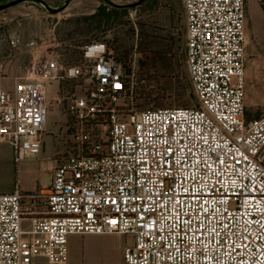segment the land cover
I'll list each match as a JSON object with an SVG mask.
<instances>
[{"label":"built area","instance_id":"built-area-1","mask_svg":"<svg viewBox=\"0 0 264 264\" xmlns=\"http://www.w3.org/2000/svg\"><path fill=\"white\" fill-rule=\"evenodd\" d=\"M194 106L124 107L130 75L106 41L79 63L50 50L0 88V142L43 151L51 81L69 146L46 187L0 192V264H68L71 234H129L126 264H264V113L246 118L247 0H180ZM63 99V100H64Z\"/></svg>","mask_w":264,"mask_h":264},{"label":"rangeland","instance_id":"rangeland-1","mask_svg":"<svg viewBox=\"0 0 264 264\" xmlns=\"http://www.w3.org/2000/svg\"><path fill=\"white\" fill-rule=\"evenodd\" d=\"M12 0H0L6 4ZM23 0L0 10V88L12 89L29 65L50 50L68 63H79L81 48L106 41L130 75L132 91L124 107L137 110L194 106L196 98L186 63V23L180 0ZM262 7V8H261ZM246 118L264 113V0L246 9ZM77 82L51 81L43 151L37 158L14 161L10 143L0 142V192L46 187L53 173L46 163L71 141L68 91ZM64 99V100H63ZM68 264H126L129 234L91 233L68 237ZM35 264H50L40 257Z\"/></svg>","mask_w":264,"mask_h":264},{"label":"water","instance_id":"water-1","mask_svg":"<svg viewBox=\"0 0 264 264\" xmlns=\"http://www.w3.org/2000/svg\"><path fill=\"white\" fill-rule=\"evenodd\" d=\"M21 1H23V0H12V1L6 3V4H0V10L5 9V8H7V7H9V6L15 5V4H17V3L21 2ZM36 1H41V2L44 3L46 6H48L44 0H36ZM143 1H144V0H139V1H137L136 3H132L131 5L134 6V5H137V4H141ZM69 3H70V0H66V2H65L64 5L61 7V9L65 8Z\"/></svg>","mask_w":264,"mask_h":264},{"label":"crops","instance_id":"crops-1","mask_svg":"<svg viewBox=\"0 0 264 264\" xmlns=\"http://www.w3.org/2000/svg\"><path fill=\"white\" fill-rule=\"evenodd\" d=\"M249 3H250V0H247V5H246V9L248 10V6H249ZM262 8V7H261ZM247 33V32H246ZM247 37H248V34H247ZM56 164V161H55V157L51 158L47 163H46V166L45 168L47 170H52L54 168Z\"/></svg>","mask_w":264,"mask_h":264}]
</instances>
